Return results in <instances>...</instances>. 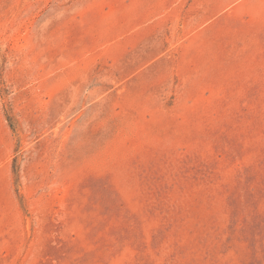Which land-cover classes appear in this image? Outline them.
I'll use <instances>...</instances> for the list:
<instances>
[{
    "label": "rangeland",
    "instance_id": "1",
    "mask_svg": "<svg viewBox=\"0 0 264 264\" xmlns=\"http://www.w3.org/2000/svg\"><path fill=\"white\" fill-rule=\"evenodd\" d=\"M0 264H264V0H0Z\"/></svg>",
    "mask_w": 264,
    "mask_h": 264
}]
</instances>
